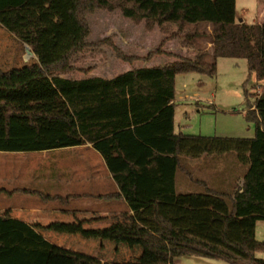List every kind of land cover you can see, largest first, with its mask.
I'll use <instances>...</instances> for the list:
<instances>
[{
	"label": "trees",
	"instance_id": "1",
	"mask_svg": "<svg viewBox=\"0 0 264 264\" xmlns=\"http://www.w3.org/2000/svg\"><path fill=\"white\" fill-rule=\"evenodd\" d=\"M101 9H118L124 18L149 26L207 25L212 61H205L206 53L193 59L175 56L163 66L132 69L110 80L61 77L71 70V57L86 46V17ZM0 26L36 58L21 67L0 68V152L89 143L131 212L103 229L56 223L49 230L115 245L127 236L137 238L141 246L166 255L169 264L180 257L264 264V258L254 257L264 253V242L255 239L256 224L264 221V21L237 22L235 0H0ZM219 58L246 60L260 83L245 115L255 123L254 137L174 134L175 77L213 78ZM203 155H232L242 169V185L230 201L223 191H176L182 156ZM0 264L137 263L103 262L59 248L3 214Z\"/></svg>",
	"mask_w": 264,
	"mask_h": 264
},
{
	"label": "rangeland",
	"instance_id": "2",
	"mask_svg": "<svg viewBox=\"0 0 264 264\" xmlns=\"http://www.w3.org/2000/svg\"><path fill=\"white\" fill-rule=\"evenodd\" d=\"M261 12L263 15L264 0H235L237 22L253 24L261 20ZM86 20L89 29L86 46L71 57V70L61 74L63 78H108L127 70L163 66L173 62L175 56L196 57L197 52L205 49L210 41L211 30L207 25H185L181 29L174 25L149 26L144 21L124 18L118 9L97 10ZM35 59L30 47L0 27V68L21 67ZM205 61L211 62V56ZM215 62L216 75L213 78L197 73L175 77L176 131L184 135L252 139L255 123L245 115L260 93V83L248 71L244 59L219 58ZM232 157H226V161ZM181 169L180 173L183 172ZM242 172L241 168H237L232 182L221 181L218 187H213L227 194L230 201L234 191L242 185ZM195 189L203 190L201 186H195ZM127 239L117 251L112 245L114 252L111 257L98 259L116 263L169 264L166 255L141 246L137 238ZM255 239L264 242V223H258L255 228ZM254 257L263 259L264 253L255 252ZM174 262L228 264L223 260L200 257H180Z\"/></svg>",
	"mask_w": 264,
	"mask_h": 264
},
{
	"label": "crops",
	"instance_id": "3",
	"mask_svg": "<svg viewBox=\"0 0 264 264\" xmlns=\"http://www.w3.org/2000/svg\"><path fill=\"white\" fill-rule=\"evenodd\" d=\"M259 16L261 20L258 22H262L264 14L261 12ZM211 50L209 41L196 57L204 53L209 56ZM173 132L181 133L176 131L175 112ZM228 156L203 155L194 159L182 156L183 172L175 174L176 191H219L214 187H218L221 181L230 183L235 177V158L226 161ZM193 178L197 183L192 182ZM195 186H201L203 190L195 191ZM119 194L104 159L89 143L43 152H0V215L7 214L31 226L44 240L59 248L92 258L111 257L112 245L117 251L129 236L123 244L115 245L109 240L56 233L48 227L63 223L80 225L83 230L106 228L115 217L131 213ZM258 223L264 221L257 222L256 228Z\"/></svg>",
	"mask_w": 264,
	"mask_h": 264
},
{
	"label": "water",
	"instance_id": "4",
	"mask_svg": "<svg viewBox=\"0 0 264 264\" xmlns=\"http://www.w3.org/2000/svg\"><path fill=\"white\" fill-rule=\"evenodd\" d=\"M241 22V21H240Z\"/></svg>",
	"mask_w": 264,
	"mask_h": 264
}]
</instances>
